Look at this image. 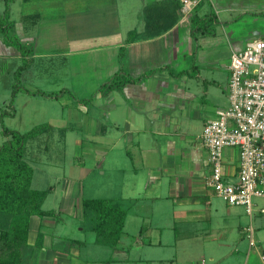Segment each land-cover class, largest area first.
<instances>
[{
  "label": "crops",
  "instance_id": "obj_1",
  "mask_svg": "<svg viewBox=\"0 0 264 264\" xmlns=\"http://www.w3.org/2000/svg\"><path fill=\"white\" fill-rule=\"evenodd\" d=\"M35 2L40 7L21 14L14 26L20 35L15 36L31 47L28 68L56 76L57 90L78 92L80 98L120 72L132 80L119 91L94 95L89 105L103 112L104 124L88 119L97 125L90 141L104 139L105 156L140 171L145 198L162 201L155 214L170 211L165 226L174 229L177 220L184 228L172 233L173 245L186 240L197 247L208 238L210 261L236 256L237 264H264V212L259 211L264 200L254 198L247 216L243 207L226 206L216 197L205 184L210 168L199 141L205 122L228 106L230 54L249 41L264 40V0H198L186 16L176 0ZM209 14L212 35L192 31V23ZM2 53L20 57L1 42ZM237 165V150L224 149L223 181L236 180ZM109 199L130 205L129 199ZM246 227L252 229L253 247L248 240L242 245ZM45 239L39 254L50 255L49 263L66 257ZM156 242L163 244L160 232Z\"/></svg>",
  "mask_w": 264,
  "mask_h": 264
},
{
  "label": "rangeland",
  "instance_id": "obj_2",
  "mask_svg": "<svg viewBox=\"0 0 264 264\" xmlns=\"http://www.w3.org/2000/svg\"><path fill=\"white\" fill-rule=\"evenodd\" d=\"M35 1H5L9 9L8 21L13 23V28L9 26L5 34L0 30V44L13 35L20 36L14 28L15 23L19 22L21 14L40 7ZM5 2L0 0V16ZM66 21L72 22V19ZM6 24L7 21L0 17V25ZM25 60L7 53L0 54V147L10 139L4 136L3 129L20 134L39 129L38 133L25 140L23 158L32 169L31 188L48 191L41 209L55 212L48 219L30 218L28 243L32 242L40 226L45 242L50 247H60V252L62 250L67 257L53 258V264H237L236 256L221 262L216 259L210 261L207 247L212 242L207 241L208 238H204L206 241L197 247L187 244L186 240L173 245L172 233L180 234L184 228L177 220L174 229L165 226L170 211H161L165 215L155 214L156 209L163 205L162 201L145 198V180L140 171L133 172L128 161H116L105 156L104 139H98L99 143L94 139L96 144L90 141V134L96 132L97 125L89 123L88 119L104 124L103 112L93 109L88 103L74 105L73 99L66 94L56 98L31 94L35 91L45 94L57 91L58 84L55 83L58 81H55L56 76L41 75L34 68H28ZM70 94L74 99H81L78 92ZM90 95L87 92L82 97ZM138 165L134 164L135 167ZM118 197L129 199L130 205H124L128 207L125 225L118 244L111 248L88 229L87 222L80 215V201ZM153 212L156 219L151 218ZM153 223L163 228L149 227ZM139 227L143 231L145 229L140 235ZM159 232L163 244L158 245ZM246 241L244 239L242 245L246 246ZM203 247L205 249L201 250ZM56 260L62 261L58 263ZM49 261L50 255L38 253L36 264H52Z\"/></svg>",
  "mask_w": 264,
  "mask_h": 264
},
{
  "label": "trees",
  "instance_id": "obj_3",
  "mask_svg": "<svg viewBox=\"0 0 264 264\" xmlns=\"http://www.w3.org/2000/svg\"><path fill=\"white\" fill-rule=\"evenodd\" d=\"M6 3L0 17L4 18L7 24L0 25L1 34H5L9 26L13 28V23L8 21L9 9ZM210 22H212V15L209 14L193 22L192 31L212 35V31L208 29ZM3 44L15 49L21 59H27L24 63L29 65L30 60L27 56L31 52V47L20 42L15 35L4 40ZM24 67L25 65L19 69ZM130 81L132 80L120 72L107 82L100 84L88 98L81 99H74L66 89L47 94L35 91L31 94L40 96L44 94L47 98L66 94L73 99L74 105L89 104L95 94L105 96L111 91H119ZM38 132V128L24 134L3 129L4 136L10 139L3 142L0 147V264H36L38 253L43 251L44 234L40 232V226H38L33 242L28 243L29 220L32 217L43 220L55 215L52 210L41 209L48 191L31 188L32 169L23 158L25 140ZM127 210L128 207L123 206L120 200L96 198L80 201V215L87 222L88 229L95 232L111 248L116 247L119 242Z\"/></svg>",
  "mask_w": 264,
  "mask_h": 264
},
{
  "label": "built area",
  "instance_id": "obj_4",
  "mask_svg": "<svg viewBox=\"0 0 264 264\" xmlns=\"http://www.w3.org/2000/svg\"><path fill=\"white\" fill-rule=\"evenodd\" d=\"M176 1L181 16L190 14L198 2ZM228 69V106L216 110L199 135L210 168L205 184L226 206H241L250 216L252 200H264V40L249 41L240 51L232 52ZM227 148L237 150L234 182L223 181L222 152ZM244 231L249 247H253L252 229ZM260 260L264 261V251Z\"/></svg>",
  "mask_w": 264,
  "mask_h": 264
}]
</instances>
